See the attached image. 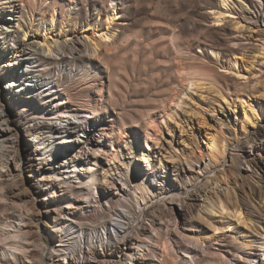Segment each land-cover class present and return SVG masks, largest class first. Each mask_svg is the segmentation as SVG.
<instances>
[{"label":"rangeland","instance_id":"rangeland-1","mask_svg":"<svg viewBox=\"0 0 264 264\" xmlns=\"http://www.w3.org/2000/svg\"><path fill=\"white\" fill-rule=\"evenodd\" d=\"M218 3L219 0H0V86L5 90L0 99L4 108L13 112L22 143L37 147L39 140L45 147L40 156L43 167L56 160L70 166L74 158L89 168L98 160L101 177L104 167L109 168L106 160L112 148L119 151L121 161L109 173L114 177L116 189L98 186V191L91 195L93 201L88 202L91 206L84 207L79 216L89 229L111 218L109 201L115 203V208L123 204L132 214H137L135 201L142 193L131 183V171L141 178L147 175L148 185L153 189L187 184L193 168L189 163L196 162L198 167L201 160L204 167L209 160L203 148L206 130H221L232 144L229 157L210 165L213 172L195 182L190 194L183 193L182 208L177 205V210L172 211L168 201L149 204L143 220L149 222L155 218L168 224L171 217H176L180 228L209 236L207 248L193 252L194 263L219 264L224 258L235 261L242 256V264H264L263 257L260 258L262 251L258 250L262 242L259 232L264 228L262 83L254 86L255 82H249L245 86L241 79L222 69L237 55L245 57L248 63L257 50L256 38L261 34L256 32L252 36L245 31L239 35L230 24L212 25L208 10ZM232 7L243 23L261 28L264 0H235ZM113 9H117L119 18L109 26L107 16ZM104 30L114 32L110 42L99 36ZM45 38L55 43L52 52L44 50ZM94 45L96 54H93ZM211 50L220 51L222 59L215 58ZM192 80H199L201 85L191 87ZM57 93L66 100L65 107H86L89 111L79 110L84 116H70L72 122L69 119L53 123L38 121L35 127L29 126L28 115H38L42 108H47L49 113H62L55 99ZM239 98L263 102L262 124L255 128L262 133L254 138H246L247 130L237 114ZM146 148L152 150L155 158V165L149 169L143 163ZM0 157L4 165H14L13 154L5 151ZM245 157L249 158L250 166L244 162ZM7 158L12 160L9 164ZM23 159L25 165H30L36 158L30 159L24 153ZM7 166L1 168L0 164V227L9 220L17 221L16 210L30 208L33 199L37 198L42 205L46 203L41 199L47 191L45 185H33L28 173L25 181L19 176L14 178L6 171ZM30 187L40 190L30 194ZM58 192L61 194L60 188ZM72 192L78 198L87 197L85 190L75 188ZM218 196L228 204H240L247 218L245 225L206 207L209 198ZM26 217L30 218L28 214ZM36 219L29 221L31 230L38 232L40 227L45 233L48 229L44 221L40 223ZM226 221L232 222V227L222 232L213 231L209 225L212 222L222 228ZM25 236L20 234L17 243L22 245ZM138 236L144 239L146 234L142 232ZM241 239H254V249H246ZM177 241L182 255L186 243L181 238ZM11 243L3 241L0 231V263L6 261L3 254ZM32 244L38 248L36 237ZM162 246L160 251L165 250ZM165 253L161 251V261ZM178 263L181 262L169 258L164 264Z\"/></svg>","mask_w":264,"mask_h":264},{"label":"bare ground","instance_id":"bare-ground-1","mask_svg":"<svg viewBox=\"0 0 264 264\" xmlns=\"http://www.w3.org/2000/svg\"><path fill=\"white\" fill-rule=\"evenodd\" d=\"M234 1L235 0H219L218 5H212L209 8L208 13L211 15L212 25L215 27H223L230 24L239 35L248 31V35L254 36L256 32H260L261 36L256 38V40L259 41L257 43V50L252 55L251 60L247 61L248 63L245 62V57L237 55L232 57L225 66H222V69L226 74L241 79L244 83L243 85L245 86H247V83L249 82H255L254 86L262 83V86H260L262 87V96H264V80H261L264 79V20L259 24L261 28H256L243 23L242 20H240L239 17L233 13L232 5ZM118 18L119 13L117 9H113L107 16V24L110 26L114 21H117ZM108 30L102 31L99 36L104 38L107 42H110L114 37V32L112 33ZM49 40L48 38H45L42 41V45L44 46L43 48L46 52H52L56 47L55 43H52ZM93 47V54H96L97 46L94 45ZM210 53H212L218 60L222 59L220 51L211 50ZM32 55L33 53H30V56ZM198 81L192 80L190 86L199 87L201 83ZM3 91H5L4 87L0 86V95ZM221 97L224 102L226 101L228 102L227 104H229V101L222 93ZM55 99H58V106H61L60 112L62 113H49L47 112V108H42L43 110L40 111L39 114L37 113L38 115H28L29 126L35 127V124L38 121L53 123V121H63L69 119V121L72 122V118H70V116L75 118L84 116L83 113H78L79 110L85 112L89 111L86 107H65L64 105L66 100H64L60 93H57ZM262 105L263 102L254 103L252 99L249 98H239L236 102V108L238 107L237 114L242 122L241 124L243 128L247 130L246 133L244 132L246 134V138L251 139L258 133H262L261 131L255 129L262 124ZM4 107L5 105L3 106V102L0 99V154L5 151L13 154L14 165L12 167L10 166L9 162L12 160L8 158L7 163L9 165H4L1 160L2 157H0L1 168L7 166L6 171H8L14 178L19 176L20 179L21 177L22 181H25L24 177H26V174L28 173L33 180V185H35V183H39L40 187L45 185L47 191L45 190L46 192L43 193L41 197L42 200L46 201L45 205L39 204L36 200L37 198L33 199L30 208L22 209L21 207L16 210V214L19 215L17 221L9 220L5 224L1 225L0 231L3 235V241L7 244L11 241H13V243L10 244L8 252H4L3 254L6 256V261L1 262L0 264H164L165 260H168L169 258H171L173 262H177L179 260L182 264H197L194 263L195 258L193 252L200 247L207 248L209 236L197 235L194 233V230L191 232V230L187 228H180V221L178 222L176 217H171L169 223L166 224V222L161 219L157 220L155 218L150 219L149 222H145L143 220V214L145 213L144 211L146 210L147 205L154 203H165L168 201L167 203L170 205V209L172 211L177 210L178 207L182 208L184 205L182 198L183 193L188 192L190 194L191 189L201 180L203 175L213 172L210 170V165L215 164L221 159H226L230 151H232V144L229 137L221 133V130L213 132L206 130L204 134L205 147L203 146V148L204 153L208 156L209 160L205 163L204 167L200 164L201 160H198V167H196V162H188L193 168L191 167L192 169L190 171L192 172L190 173L189 182L187 184L180 187L171 186L168 188H162L160 186L159 188L153 189L148 185L147 180H149V178L147 175H145L144 178H141L142 176L140 177L137 172L131 171V183L135 185L140 193H142V197H136L138 200L135 201L138 205L137 214H132L129 211L130 209L128 210V208L124 207L123 204H118L119 208H115V203H111L109 201L108 206L110 207L111 218L103 221L102 223L100 222V226H93L89 229L85 226V223L80 221L79 216L81 212L84 211V207L91 206L88 202L93 201L91 195L98 191V186L101 188L114 186L116 189L114 177L109 173L114 169V164L121 161L119 158V151L112 148L113 151L107 156L108 161L106 160L109 168L105 170L104 167L103 175L101 177H99L98 174V160L95 161L94 164H90L89 168L84 167L82 163L83 161H80L79 159L76 160L74 158H72V165L69 164L70 166L59 163L56 160L49 167H43V159L40 158V156H42L43 153L41 152L45 147H43L39 140L36 143L38 144L37 147H31L29 144L24 145L22 143L23 137H21V130L15 121L13 112H8ZM89 117L93 118V115H89ZM146 131L149 132L148 129ZM63 141L65 142L67 140ZM48 142L51 144V141ZM22 144L25 150L24 153L28 154L30 159L36 158L35 162H32L30 165H25L23 159L24 153L22 154L20 152ZM146 147L151 149L150 144H147ZM147 148L146 150H143V157L145 156V161H142L149 169L150 166L152 167L155 165V158L153 157L152 150H147ZM105 153L106 152H104V154ZM65 158H67V156H65ZM245 159L247 161L244 162H248V166H250L248 160L249 158L247 159V157H245ZM192 180L194 182H192ZM59 188L62 191L61 194L58 192ZM75 188L85 190L87 197L85 199H81L73 195L74 192L72 191ZM38 190L30 187L28 192L35 195ZM100 200L101 198L98 195L96 201L99 202ZM206 207L211 211H217L224 218L230 219L229 217L231 216V218H235L238 222H242L244 225L247 221L243 208L237 202L228 204L218 196L217 199L209 198L206 202ZM26 214L29 215V219L26 217ZM201 216L202 218H205L204 215ZM34 217L37 218V222L41 223L44 221V227L48 229L45 233H43V228L39 230L40 227L38 228V232L31 230L32 227L29 221ZM224 224L225 225L220 228L215 224L213 225L212 222L209 223V225L213 226V231H221L222 229L225 231L226 228L230 229L232 222L230 223L229 221H226ZM142 232L146 234L144 239L138 236ZM259 233L261 235L260 240L262 242H260V249L258 248V250L262 251L260 258L263 257L262 262H264V228L263 232ZM20 234L26 235L25 241L22 242V245L17 243ZM213 235L211 237H213ZM35 237L39 242L37 246L38 248L35 247L36 249L32 244V240H35ZM177 238H181L186 243L184 246V254L182 255L179 253L177 248V246H179ZM235 239H237V237ZM159 244H163L164 247L162 245L161 246L162 248H165V250H161L162 252H166L165 255L163 254L162 258L164 262L161 261L162 255L159 250L161 246H159ZM242 244L246 249H254L253 246H255V240H245ZM241 257L242 256L236 257L235 261L232 258H224L219 264H242Z\"/></svg>","mask_w":264,"mask_h":264}]
</instances>
